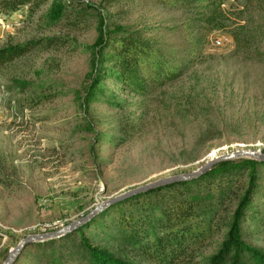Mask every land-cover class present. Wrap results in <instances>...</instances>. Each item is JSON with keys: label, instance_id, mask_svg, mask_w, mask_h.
I'll use <instances>...</instances> for the list:
<instances>
[{"label": "rangeland", "instance_id": "1", "mask_svg": "<svg viewBox=\"0 0 264 264\" xmlns=\"http://www.w3.org/2000/svg\"><path fill=\"white\" fill-rule=\"evenodd\" d=\"M72 1L67 16L83 18L77 29L66 25L65 14L51 24L47 7L0 16V47L51 36L61 42L0 70V264L26 237L57 231L129 190L197 171L236 151L264 153V65L244 59L228 33L211 32L201 58L182 78L139 96L115 80L110 59L97 75L91 72L87 47L97 35V10L108 14L110 30L164 28L171 14L144 0H120L109 8L104 0ZM244 2L227 0L226 8L241 9ZM168 35L158 38L171 41ZM240 160L198 182L107 207L81 236L27 245L15 264H89L83 236L120 260L148 264L131 251L124 224L141 222L148 235H159L162 208L185 197L197 198L199 212L209 209L199 217L207 236L196 259L209 261L221 250L249 187L250 170ZM263 209L264 164H258L239 228L243 244L264 255ZM238 264L257 263L242 252Z\"/></svg>", "mask_w": 264, "mask_h": 264}, {"label": "trees", "instance_id": "2", "mask_svg": "<svg viewBox=\"0 0 264 264\" xmlns=\"http://www.w3.org/2000/svg\"><path fill=\"white\" fill-rule=\"evenodd\" d=\"M120 0H104L106 8L112 7ZM153 6H160L163 12L171 14L166 21L167 26L136 27L126 30L123 26L113 27L107 24V15L104 10H97V35L92 45L88 46L91 56L92 74L97 75L101 63L110 59L113 64L112 71L124 90L139 96H147L154 89L162 88L182 78L190 64L201 58L207 46V37L211 32L220 31L229 34L234 49L241 52L244 59L264 65V0H245L241 9L227 7V0H144ZM73 1L68 0H0V16H8L21 8H26L30 15L41 8L47 7L45 17L51 24L58 22L68 8L73 7ZM96 9V8H94ZM41 18V16H40ZM79 15L71 19L68 15L66 25L70 29H77ZM169 34L172 40H161L160 34ZM152 35V38L147 37ZM60 38L51 36L23 43L7 44L0 47V70L26 57L34 49L49 50L59 45ZM113 49V54L107 50ZM92 79V85L96 84ZM116 142H121L120 136H115ZM248 165L249 187L231 215L227 237L221 245L217 255L209 261L196 260L198 249L206 241L207 231L203 228L200 216L207 217L209 209L204 213L199 212L197 198L185 197L172 202L173 205L162 208L163 217L158 224V234L150 236L143 223L124 224L126 238L131 251L148 264H224L228 255L231 256L230 264H238L240 254L245 252L257 264H264V255L256 248L243 244L239 228L243 212L248 204L251 186L255 179V168L264 162L254 160H240ZM236 161H225L214 165L205 174L192 180L162 186L115 203L108 208L120 207L130 201L147 194L158 192L162 189L185 186L198 182L220 171H229ZM106 210V209H105ZM94 219V218H93ZM92 219V220H93ZM91 221L81 226L76 231L81 236L83 228L89 226ZM125 220H122V224ZM121 224V225H122ZM261 225L264 230V209L262 211ZM154 230V228H153ZM264 234V233H263ZM53 242V241H52ZM81 248L89 264H132L114 257L112 254L93 246L91 242L80 237Z\"/></svg>", "mask_w": 264, "mask_h": 264}, {"label": "water", "instance_id": "3", "mask_svg": "<svg viewBox=\"0 0 264 264\" xmlns=\"http://www.w3.org/2000/svg\"><path fill=\"white\" fill-rule=\"evenodd\" d=\"M251 159L255 161L264 162V153H258L253 150H242V151H236L230 154L222 155L217 158L209 160L206 164H204L202 167H200L197 171L186 173V174H179L167 178H162L159 180H156L154 182H151L149 184L140 186L138 188H134L132 190H129L113 199H110L106 202H103L97 206H95L93 209H91L85 216L79 218L78 220L71 222L67 226L53 232L38 234V235H30L26 237L24 240H22L14 249H12L9 254L7 255L6 259L4 260L3 264H15L18 256L22 253L24 248L27 245H30L35 242H42L47 240H53L60 238L66 234H69L73 231L78 230L82 225L88 223L91 221L96 215L101 213L103 210H105L107 207L121 202L129 197L160 188L165 185L183 182L192 180L194 178H197L203 174H205L207 171H209L214 165L225 162V161H233L236 159Z\"/></svg>", "mask_w": 264, "mask_h": 264}]
</instances>
